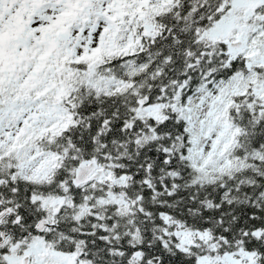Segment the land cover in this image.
Returning <instances> with one entry per match:
<instances>
[{"label":"snow or ice","instance_id":"6c2138e0","mask_svg":"<svg viewBox=\"0 0 264 264\" xmlns=\"http://www.w3.org/2000/svg\"><path fill=\"white\" fill-rule=\"evenodd\" d=\"M0 264H264V0H0Z\"/></svg>","mask_w":264,"mask_h":264}]
</instances>
